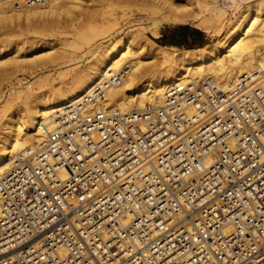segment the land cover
I'll return each mask as SVG.
<instances>
[{
  "label": "built area",
  "instance_id": "obj_1",
  "mask_svg": "<svg viewBox=\"0 0 264 264\" xmlns=\"http://www.w3.org/2000/svg\"><path fill=\"white\" fill-rule=\"evenodd\" d=\"M126 71L0 176V264H264V77L99 108Z\"/></svg>",
  "mask_w": 264,
  "mask_h": 264
},
{
  "label": "bare ground",
  "instance_id": "obj_2",
  "mask_svg": "<svg viewBox=\"0 0 264 264\" xmlns=\"http://www.w3.org/2000/svg\"><path fill=\"white\" fill-rule=\"evenodd\" d=\"M160 1L163 2L152 3L153 10L161 16L157 26L168 22L192 23L197 29L216 37V42L196 49L168 48L156 43L148 44L144 30L109 37V44L105 46L101 41L97 45L89 37H83L90 46V60L85 61V66L78 67L82 59L71 58L68 66L56 64L60 66L59 72L72 67L69 74L58 73L56 77L59 79L53 78L49 71H42L36 76L35 90L18 87L19 92L12 97L7 96L13 94L11 89L4 94L0 92V176L11 169L18 157L39 149L45 132L58 125L60 114L89 93L110 72L127 70L122 83L111 89L106 99L97 106L104 110L119 109L123 113L142 109L147 103L159 102L166 88L175 83L215 79L221 89L227 91L244 75H251L254 79L264 77V0H237L226 7L220 4L221 0H205L206 8L202 12L199 10L195 16L187 10L191 6L187 0L183 10L176 6L175 0L173 3L165 0L166 7ZM42 6L17 10L11 0H6L0 6V23L24 17L28 29L48 30L52 22L39 18ZM19 37L22 38V34L17 38L4 39L0 47V80L7 79V74H11L5 69L7 65H34L42 59L40 52L52 46L45 36L36 43L32 41L31 49L36 53L33 61L34 58H28L25 48L16 41ZM80 40L73 37L72 43ZM25 72L27 70L22 71Z\"/></svg>",
  "mask_w": 264,
  "mask_h": 264
},
{
  "label": "rangeland",
  "instance_id": "obj_3",
  "mask_svg": "<svg viewBox=\"0 0 264 264\" xmlns=\"http://www.w3.org/2000/svg\"><path fill=\"white\" fill-rule=\"evenodd\" d=\"M5 1L6 0H3V2L0 3V6ZM146 1L149 2L146 4ZM162 1L163 2H160L164 5L161 3L160 5L166 7L167 4L164 3L165 0ZM166 1H168V3H173L174 0ZM187 1V3L191 4L187 10L192 12L194 16L198 14L199 10V12H202L206 8L205 0ZM236 1L237 0H221L220 4L223 7H226L235 4ZM175 2L176 6L181 10L187 5L185 0H175ZM152 3L159 4V0H145L144 2H134L131 0H50L41 7L42 14L41 17H39L40 20L52 22L48 30L28 29L24 17L19 20L13 18L11 21L1 22L0 47L3 46L4 39L12 37L17 38L22 34V38L19 37L20 39H16V41L18 40V44L25 48L27 51L26 56L28 58H34V61L36 59V53L31 49L32 41H35L36 43L41 37L45 36L50 42H52V46L40 52L42 59L37 60L34 65L29 63L7 65L5 69L11 74H7V79L0 80V92L4 94L8 89H11L13 94L6 95L12 97L19 92L18 87L23 90H35L37 87L36 76L42 71H49V74H51L53 78L55 77L56 79H59L60 77L57 78L59 76L58 73L68 72L69 74L72 67L63 68L64 71L60 70L59 72L58 68L60 66H57L58 63H63L61 65L62 67H65V65L68 66L71 64V58L73 60H77L78 58L82 59L79 63L80 65L78 64V67L85 66L90 60V55L88 53L90 46L88 45V41L82 39L86 36L92 39V42L95 44L98 45L102 43V45L105 46L109 44L107 40L118 34L144 30L148 44L154 45L156 43L160 46L172 48L175 45L172 44L173 40L171 37L178 34L180 31H184L190 35L188 47L185 48L196 49L216 42V37H212L209 33H206L205 30L197 29L192 23L174 24L168 22L157 26L156 23L161 16H159L160 14L156 10H153ZM229 16L232 17L231 15ZM196 31L198 32L196 33ZM193 34H196L195 38L193 37ZM34 37L37 38L35 40L31 39ZM73 37L82 40L78 41V43H72ZM163 37L164 41L162 40ZM65 43L67 45H65ZM43 53H46L45 57L43 56ZM24 70H27V72L22 73ZM1 109L2 107H0V111Z\"/></svg>",
  "mask_w": 264,
  "mask_h": 264
},
{
  "label": "trees",
  "instance_id": "obj_4",
  "mask_svg": "<svg viewBox=\"0 0 264 264\" xmlns=\"http://www.w3.org/2000/svg\"><path fill=\"white\" fill-rule=\"evenodd\" d=\"M198 31H196L197 33ZM175 36H179L181 39L180 40H173V45L178 46V47H188V41L190 39V35L187 32L180 31L179 34H175ZM164 41V37L162 39Z\"/></svg>",
  "mask_w": 264,
  "mask_h": 264
},
{
  "label": "crops",
  "instance_id": "obj_5",
  "mask_svg": "<svg viewBox=\"0 0 264 264\" xmlns=\"http://www.w3.org/2000/svg\"><path fill=\"white\" fill-rule=\"evenodd\" d=\"M178 34H179V33H178ZM193 37L195 38V37H196V34H193ZM171 38H172V40H175V41L181 39L179 36H175V35H173Z\"/></svg>",
  "mask_w": 264,
  "mask_h": 264
}]
</instances>
